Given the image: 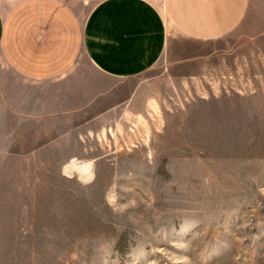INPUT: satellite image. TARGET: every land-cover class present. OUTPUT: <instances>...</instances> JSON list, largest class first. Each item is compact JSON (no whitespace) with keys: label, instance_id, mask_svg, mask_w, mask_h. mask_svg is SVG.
<instances>
[{"label":"rangeland","instance_id":"obj_1","mask_svg":"<svg viewBox=\"0 0 264 264\" xmlns=\"http://www.w3.org/2000/svg\"><path fill=\"white\" fill-rule=\"evenodd\" d=\"M169 41L198 61L163 57L117 109L0 129V264H264V29Z\"/></svg>","mask_w":264,"mask_h":264},{"label":"crops","instance_id":"obj_2","mask_svg":"<svg viewBox=\"0 0 264 264\" xmlns=\"http://www.w3.org/2000/svg\"><path fill=\"white\" fill-rule=\"evenodd\" d=\"M85 1L7 0L0 6L6 143L27 133L38 141L45 119L74 117L76 109H117L139 91L130 80L163 57L179 65L198 61L175 55L169 29L197 44L238 29H264V0H99L86 15Z\"/></svg>","mask_w":264,"mask_h":264},{"label":"bare ground","instance_id":"obj_3","mask_svg":"<svg viewBox=\"0 0 264 264\" xmlns=\"http://www.w3.org/2000/svg\"><path fill=\"white\" fill-rule=\"evenodd\" d=\"M66 172L72 174L74 172L84 180H90L94 175V163L93 161L79 162L77 159H73L67 166Z\"/></svg>","mask_w":264,"mask_h":264}]
</instances>
